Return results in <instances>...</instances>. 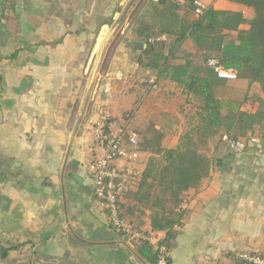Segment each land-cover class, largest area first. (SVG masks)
Instances as JSON below:
<instances>
[{
    "label": "crops",
    "instance_id": "obj_1",
    "mask_svg": "<svg viewBox=\"0 0 264 264\" xmlns=\"http://www.w3.org/2000/svg\"><path fill=\"white\" fill-rule=\"evenodd\" d=\"M140 1L0 0V264H150L139 241L107 224L88 172L103 153L92 136L100 114L136 130L141 143L160 135L162 150L182 148L199 125L195 100L169 73L137 63L142 44L131 29ZM199 1L223 10V0ZM236 80L239 94L249 87ZM255 106L248 100L242 110ZM242 140V153L224 147L230 156L183 194L169 264H233L237 254L264 253V139L256 127ZM218 142L199 152L213 160ZM150 157L142 152L144 167ZM121 203L155 250L165 234L151 228L150 203Z\"/></svg>",
    "mask_w": 264,
    "mask_h": 264
},
{
    "label": "trees",
    "instance_id": "obj_2",
    "mask_svg": "<svg viewBox=\"0 0 264 264\" xmlns=\"http://www.w3.org/2000/svg\"><path fill=\"white\" fill-rule=\"evenodd\" d=\"M195 1L141 0L143 11L137 17L136 27L131 29L136 41L147 46L144 50L134 49L139 54L138 65L162 75L169 73V79L195 100L200 113L199 125L192 131V137L189 134L184 136L182 148L178 150H162L158 134L142 143L138 141V150L150 152L152 157L144 167L141 182L127 197L131 194L129 199L149 202L151 228L165 234L155 250L146 240L139 241L138 253L150 264H157L160 248L167 254L166 264L170 263L168 253L185 214L180 208L183 194L208 177L211 163L219 166V157L230 156H224L225 146L221 145L220 138L226 135L242 140L258 127L264 139V100L255 102L252 112H245L242 107L248 98L237 102L217 96L218 87L224 80L218 79L207 64L213 60L223 69L233 70L238 80H247L249 86L258 85L264 96V0H223L252 9L253 18L248 21V30L244 32L239 29L247 23L241 12L209 7L196 15ZM114 12H119V8ZM111 21L112 18L106 25L110 26ZM234 33L237 34L232 37ZM161 36L166 38L165 42L149 43L150 39ZM186 43H190L200 55V65L190 59L191 54L176 57L178 49ZM177 59H183V64H171ZM126 130L139 135L128 125ZM216 137L219 138L215 147L217 157L210 160L199 151H204L207 142ZM262 152L264 154V146ZM157 187L161 189L160 194H150ZM4 252L0 246L1 258ZM251 254L264 259V253ZM233 264L248 263L234 257Z\"/></svg>",
    "mask_w": 264,
    "mask_h": 264
},
{
    "label": "built area",
    "instance_id": "obj_3",
    "mask_svg": "<svg viewBox=\"0 0 264 264\" xmlns=\"http://www.w3.org/2000/svg\"><path fill=\"white\" fill-rule=\"evenodd\" d=\"M157 2L158 0H152ZM195 14L203 12L199 0L194 2ZM164 36L152 38L149 43L165 42ZM218 79L234 81L237 79L233 70H225L215 61L207 62ZM153 84V80L151 81ZM105 86V90L107 91ZM126 123H118L105 114H100L92 127L95 143L103 150L100 157L88 166L92 195L105 212L107 224L123 238L137 241L147 240L125 218L121 202L125 196L136 190L142 180L144 166L142 152L138 150V139L135 132L126 130ZM221 143L233 154L244 151V140H236L223 135ZM167 254L163 248L159 249L157 264H166ZM236 257L248 264H264V259L257 254L240 253Z\"/></svg>",
    "mask_w": 264,
    "mask_h": 264
},
{
    "label": "rangeland",
    "instance_id": "obj_4",
    "mask_svg": "<svg viewBox=\"0 0 264 264\" xmlns=\"http://www.w3.org/2000/svg\"><path fill=\"white\" fill-rule=\"evenodd\" d=\"M202 6H203V11L206 8H209L207 6H204L203 4H202ZM219 7L221 9L227 10V11L241 12L243 14V17L245 18L247 23L242 25L239 29L241 31H243V32L248 30V21H250L253 18V15H254L252 9L245 8V7H242V6L230 3V2H226V1L225 2L222 1V3L220 4ZM211 8H212V5H211ZM236 34L237 33H234L231 36L235 37ZM190 45H191L190 43H186V44L182 45L178 49V51L176 52V57L177 58H183L185 55L191 54L190 59L195 61V63L197 65H200L201 64L200 55L197 54L195 49L192 46H190ZM177 60L181 61L183 59H177ZM243 81H247V80H243ZM238 90H240V83L236 80L234 82L227 83L225 85L219 86L218 90H217V96H220L223 99H231V100H234V101H237V102H242L245 98H248V100H250L251 102H256V103L261 102L262 100H264V96L261 93L258 85H256V84L250 85L246 89L247 91L245 89H243V92L240 93V94L238 93ZM92 136H93V133H92ZM93 139H94V137H93ZM137 139L139 141V137ZM194 139L197 140V138H194ZM160 192H161V189L159 187H157V188H154V190H151L150 194H152L153 196H157V195L160 194ZM130 195L127 197L128 199L131 198L132 195L131 196Z\"/></svg>",
    "mask_w": 264,
    "mask_h": 264
},
{
    "label": "water",
    "instance_id": "obj_5",
    "mask_svg": "<svg viewBox=\"0 0 264 264\" xmlns=\"http://www.w3.org/2000/svg\"><path fill=\"white\" fill-rule=\"evenodd\" d=\"M146 48H147L146 45H137V46H136V49H137V50H144V49H146ZM226 151L228 152L229 150L227 149ZM72 165L75 166L76 164H72ZM0 175H1V176H0V180L3 181L4 171H1V172H0ZM74 179L76 180L77 183L81 184V180H79L77 176H75ZM85 190H87V192H90L89 188H85Z\"/></svg>",
    "mask_w": 264,
    "mask_h": 264
}]
</instances>
